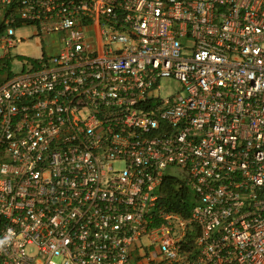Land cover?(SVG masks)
<instances>
[{"label": "built area", "instance_id": "2783aa9c", "mask_svg": "<svg viewBox=\"0 0 264 264\" xmlns=\"http://www.w3.org/2000/svg\"><path fill=\"white\" fill-rule=\"evenodd\" d=\"M0 264H264V0H0Z\"/></svg>", "mask_w": 264, "mask_h": 264}, {"label": "rangeland", "instance_id": "374dc122", "mask_svg": "<svg viewBox=\"0 0 264 264\" xmlns=\"http://www.w3.org/2000/svg\"><path fill=\"white\" fill-rule=\"evenodd\" d=\"M35 28L28 26L25 28H21L17 30L18 36H23L26 38V41L20 43L15 49H13V55H18V58H25V57H33V58H40L43 56L45 51L49 52H56L57 47L51 46V40L53 39L51 36H43L37 37L35 34ZM43 40L44 43H43ZM48 47H50L48 49ZM51 49V50H50ZM21 65L20 63H16L14 66V70L16 72L20 71ZM162 94L169 95L172 93H178L182 89V84L176 80L175 78L171 79H164L162 80Z\"/></svg>", "mask_w": 264, "mask_h": 264}, {"label": "trees", "instance_id": "16d2710c", "mask_svg": "<svg viewBox=\"0 0 264 264\" xmlns=\"http://www.w3.org/2000/svg\"><path fill=\"white\" fill-rule=\"evenodd\" d=\"M163 189L168 194L170 207L184 214H189L195 204L196 195L194 191L187 186L180 185L179 179L174 176H166Z\"/></svg>", "mask_w": 264, "mask_h": 264}]
</instances>
